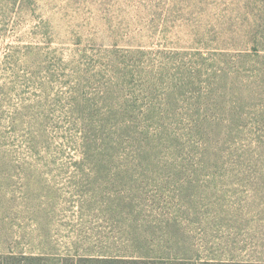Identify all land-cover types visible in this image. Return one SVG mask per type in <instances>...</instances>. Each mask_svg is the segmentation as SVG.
Segmentation results:
<instances>
[{"label": "rangeland", "instance_id": "1", "mask_svg": "<svg viewBox=\"0 0 264 264\" xmlns=\"http://www.w3.org/2000/svg\"><path fill=\"white\" fill-rule=\"evenodd\" d=\"M0 264H264V0H0Z\"/></svg>", "mask_w": 264, "mask_h": 264}]
</instances>
